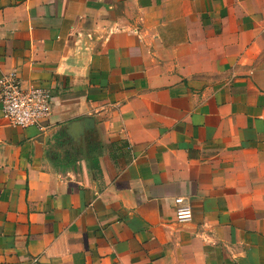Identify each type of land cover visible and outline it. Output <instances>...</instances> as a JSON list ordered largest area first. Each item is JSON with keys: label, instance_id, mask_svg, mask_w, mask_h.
<instances>
[{"label": "crops", "instance_id": "crops-1", "mask_svg": "<svg viewBox=\"0 0 264 264\" xmlns=\"http://www.w3.org/2000/svg\"><path fill=\"white\" fill-rule=\"evenodd\" d=\"M12 71L0 264H264V0H0Z\"/></svg>", "mask_w": 264, "mask_h": 264}, {"label": "built area", "instance_id": "built-area-1", "mask_svg": "<svg viewBox=\"0 0 264 264\" xmlns=\"http://www.w3.org/2000/svg\"><path fill=\"white\" fill-rule=\"evenodd\" d=\"M0 111L11 125L40 126L51 112V93L42 86H24L12 71L0 78ZM175 217L179 222L191 219V209L183 197H176Z\"/></svg>", "mask_w": 264, "mask_h": 264}]
</instances>
